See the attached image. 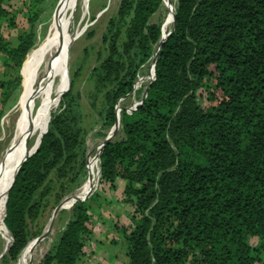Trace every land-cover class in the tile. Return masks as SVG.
Listing matches in <instances>:
<instances>
[{
	"label": "trees",
	"instance_id": "obj_1",
	"mask_svg": "<svg viewBox=\"0 0 264 264\" xmlns=\"http://www.w3.org/2000/svg\"><path fill=\"white\" fill-rule=\"evenodd\" d=\"M23 1L33 7L31 25L41 6L56 0ZM160 6L161 0H121L97 81H112L99 112L110 129L117 102L156 56L144 98L132 112L120 111V136L98 152L99 183L111 190L122 181L123 202L132 208L127 264H262L261 247L249 238L264 240V0H175L159 46L160 26L150 20ZM1 32L0 55L13 71L12 80L0 82L3 103L19 90L35 40L21 32L10 46ZM203 94L207 110L199 102ZM62 96L65 106L51 111V104L36 151L17 159L6 176L0 218L11 238L0 264L19 261L34 240L26 220L38 210L33 199L48 174L57 169L62 179L72 177L60 199L85 178L81 107L70 90ZM89 212L88 201L73 205L42 264L80 263L91 239Z\"/></svg>",
	"mask_w": 264,
	"mask_h": 264
},
{
	"label": "rangeland",
	"instance_id": "obj_2",
	"mask_svg": "<svg viewBox=\"0 0 264 264\" xmlns=\"http://www.w3.org/2000/svg\"><path fill=\"white\" fill-rule=\"evenodd\" d=\"M169 1L173 9V3L175 0ZM58 2L59 0H56L54 6H52V1L44 3L40 7V17L37 20L32 21L31 25H29L27 23V19L32 18L33 7L25 8L26 4L24 6L23 0H5L6 19L0 20L1 33L4 38L8 39L10 46L16 45L17 37L21 32L30 31L33 33L35 45L32 47V51L27 57L28 61L34 54L36 45L46 36V32L51 20L54 17V10ZM120 2L121 0H89L88 4L91 5V10L87 4L86 15L83 17L82 9H80L81 0H79L72 12V18L64 25L63 34H67L69 32L70 34H73L76 29H79L80 35L75 38L74 42L69 47L66 60L56 74V78L52 84L47 120L49 123V110L51 104L54 105L51 111H57L65 106L64 101H62V95L70 90L71 94L80 104L83 116L81 123L83 138L81 139L78 148L81 152L80 160H82L83 156L85 160L83 169L85 170V178H82L83 180L78 187L65 193L62 199H60L59 195L64 189H66V185L69 184L67 185V188L72 185L71 182H69L72 177L68 176V178L64 180L58 176L57 169H55L48 174L42 184V187L35 194L33 201L38 205V210L32 217H28L26 220L28 240L31 241L42 236L44 233L43 231H45L49 223L50 228L44 240L35 250L31 258V264H42L44 256L53 249L60 237V233L67 225L69 221L70 209L79 201L89 202V214L91 217L92 228L91 239L87 242V245L84 248V254L79 264L128 263V257H126L127 244L124 233L132 227L133 216L131 206L123 202V182L119 181L116 183L115 188L110 190L107 185L100 184L98 180L96 187H91L92 185H89L85 188L87 191L82 192V188H84V185L87 184L91 178L90 164L95 161L97 162L100 143H102L106 138H110L111 141L118 139L120 136V124L115 131H112L115 125L110 129L104 128L102 126V117L99 115L101 104L103 103L102 94L110 88L112 81L102 79V83L97 82L100 76L99 66L109 55L107 54L108 45L112 35L109 30V24L114 19L115 15L118 14L117 11ZM102 5L103 8L100 9V6ZM169 13V8L161 1V6L157 10L156 15L151 18L150 24L159 25L161 32V28ZM7 19H10L11 21L13 20L15 26L13 27L10 24L11 21L9 22ZM171 25L166 30V36L171 29ZM123 41L124 37H121L118 41V51H121ZM4 62L5 58L0 55V82L2 81L7 83V80H12L13 71L9 66L4 65ZM152 63L153 61H150L148 65H144L139 69L137 73V80L140 76L146 77L151 74L150 70ZM150 80L151 79L145 81L137 88V90L133 87V91L135 92L132 91L130 95L119 99L115 107V114H117V111L120 113L121 110H125L128 113L132 112L138 106L140 99L144 98L146 85L150 82ZM67 82H69L68 88L61 93V88ZM20 92L21 85L19 90L9 95V97L2 103L3 93L0 89V159L4 149H6L12 139L16 120L13 108L18 101ZM199 102L201 107L206 110L211 105V103L206 100L205 94L201 96ZM39 110L40 105L37 102L31 113V125L35 124ZM11 125L14 126L12 127ZM110 132L112 135L111 137H109ZM33 141H35L36 144L38 138L33 137L25 142L22 156H28L31 154L35 145L27 152L26 148L28 149V143ZM87 168L89 173L88 180ZM89 192L90 194H88ZM1 194H3V192L0 193V198ZM79 194L81 195L79 200L74 202L71 206L67 208L59 207L60 204L69 203L70 201L78 198L77 196H79ZM91 197H95L96 200L90 201L89 199H91ZM0 213L3 214L2 209H0ZM8 241L9 235L0 224V255L2 254L3 249L7 247ZM249 243L252 246L261 247L263 254L262 264H264V240L260 241L257 238L250 237ZM21 259L22 257L19 261L17 259L18 263L17 261H8L6 264H21Z\"/></svg>",
	"mask_w": 264,
	"mask_h": 264
},
{
	"label": "bare ground",
	"instance_id": "obj_3",
	"mask_svg": "<svg viewBox=\"0 0 264 264\" xmlns=\"http://www.w3.org/2000/svg\"><path fill=\"white\" fill-rule=\"evenodd\" d=\"M78 1L79 0H59L54 10V14H53L54 17L51 20V23L46 32V36L42 41H40L36 45L34 54L29 59V61L27 60L28 63L26 65V68L22 76L21 92L18 101L13 108V112H15L16 115V120H15V126L13 125L14 131H13L12 139L8 144V146L6 147V149H4V152L0 159V193L1 192L4 193L3 190H4L6 176L8 175L15 161L22 156L25 147V142L33 137L38 138V141L33 148L34 151V149L39 143L40 136L43 133L41 131L45 130L47 124L46 122H48L47 112H48L49 100L52 92V84L54 83L56 74L58 73V71L63 66L66 60L69 47L74 42L75 38H77L80 35L79 29H76L73 32V34H70V32L67 34H63L64 25L72 18V12L74 11ZM161 1L166 7L169 8V12H170L167 15L165 22L161 28L162 36L166 37L167 34L166 30L173 21L174 12L170 5L169 0H161ZM88 2L89 0H81L80 9H82L83 17L86 15L85 13L87 10ZM151 68H152L151 74L149 73L150 75H147L146 77L140 76V78L137 80L136 84L134 85V89L137 90V88L141 86L145 81L152 78L153 63L151 64ZM37 102L40 105L39 114L35 124L31 125V113L34 107L36 106ZM116 115H117V123L112 131H115L119 125V120H120L119 111H117ZM111 136L112 135L110 132L109 137ZM101 147H102V143H100V148ZM98 157H97V162L95 161L90 164L91 178L89 182L84 185V188H82L83 190L82 192L87 191L85 190V188H87L89 185H92L91 187H96L97 185V182L100 177L98 176L99 175ZM80 194L79 196H77L78 198L70 201L69 203L61 204L59 207L67 208L71 206L74 202L79 200L81 196ZM88 194H90V192ZM2 196L3 195L1 194V198ZM0 224L2 228L5 230V232L8 233L2 223V219H0ZM49 228H50V223L48 224L45 231H43L44 233L42 236L34 239L27 245L22 255L21 264H31L32 261L31 258L35 250L38 248V245L44 240ZM9 244H10V238L7 247L4 248L2 251L3 254H5L7 248L9 247Z\"/></svg>",
	"mask_w": 264,
	"mask_h": 264
},
{
	"label": "water",
	"instance_id": "obj_4",
	"mask_svg": "<svg viewBox=\"0 0 264 264\" xmlns=\"http://www.w3.org/2000/svg\"><path fill=\"white\" fill-rule=\"evenodd\" d=\"M167 37V36H166ZM166 37H163L162 36V38H161V40H160V43H159V46L165 41V39H166ZM159 49V47L157 48V50ZM157 52V51H156ZM155 58H156V56L154 57V59H153V67H154V65H155ZM24 62V61H23ZM23 64V63H22ZM154 74V73H153ZM116 123H117V121H116ZM116 123H115V125H116ZM46 132V130L43 132V134ZM42 134V135H43ZM41 135V136H42ZM40 136V137H41ZM110 141V138H106L103 142H102V146L103 145H105L107 142H109ZM38 145H39V143H38ZM38 145L36 146V148L34 149V151L32 152V154L36 151V149H37V147H38ZM32 154H30V155H28V157L29 156H31ZM27 157V158H28ZM17 174V173H16ZM16 176V175H15ZM11 238V237H10ZM11 241H12V239H11ZM4 254L2 253L1 255H0V259H1V257L3 256Z\"/></svg>",
	"mask_w": 264,
	"mask_h": 264
}]
</instances>
